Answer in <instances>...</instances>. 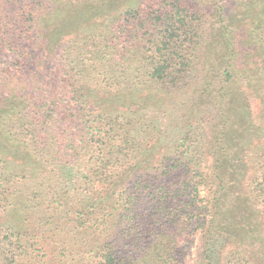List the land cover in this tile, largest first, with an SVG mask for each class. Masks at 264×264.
I'll return each instance as SVG.
<instances>
[{
    "label": "trees",
    "instance_id": "obj_1",
    "mask_svg": "<svg viewBox=\"0 0 264 264\" xmlns=\"http://www.w3.org/2000/svg\"><path fill=\"white\" fill-rule=\"evenodd\" d=\"M216 237L264 264V0H0V264Z\"/></svg>",
    "mask_w": 264,
    "mask_h": 264
},
{
    "label": "rangeland",
    "instance_id": "obj_2",
    "mask_svg": "<svg viewBox=\"0 0 264 264\" xmlns=\"http://www.w3.org/2000/svg\"><path fill=\"white\" fill-rule=\"evenodd\" d=\"M232 0H230L231 2ZM252 110L255 111L256 107L254 105V103H252ZM209 162V161H208ZM217 239L214 240V243H212L211 249L209 254H210V261L208 264H222L224 261V256H225V250L226 247L222 248V239L220 237H216ZM187 239L185 238V241ZM190 238L188 243L189 246L186 248V257L185 260L183 262V264H201L200 263V256H201V251L200 250V246H198L197 244V238H195L194 240H192ZM184 241V242H185ZM184 245H186V243H183ZM227 248H229V246H227ZM206 254H208V250L206 251Z\"/></svg>",
    "mask_w": 264,
    "mask_h": 264
}]
</instances>
